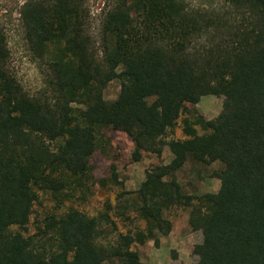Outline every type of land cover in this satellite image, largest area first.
Here are the masks:
<instances>
[{"label":"trees","instance_id":"16d2710c","mask_svg":"<svg viewBox=\"0 0 264 264\" xmlns=\"http://www.w3.org/2000/svg\"><path fill=\"white\" fill-rule=\"evenodd\" d=\"M219 1L233 13L191 11L186 0H104L96 45L88 0H26L20 22L43 77L34 94L13 74L0 28V264H142L131 247L158 244L171 230L164 213L177 206L202 234L192 264H264V0ZM113 81L118 95L106 100ZM207 95L224 99L218 122L195 108ZM182 115L184 138L165 141ZM103 128L129 136L133 162L165 146L172 154L116 197L134 195L126 202L144 227L104 244L107 203L99 216L47 215L25 235L34 188L56 196L92 178ZM187 161L220 162L218 190L183 193L175 173Z\"/></svg>","mask_w":264,"mask_h":264},{"label":"rangeland","instance_id":"374dc122","mask_svg":"<svg viewBox=\"0 0 264 264\" xmlns=\"http://www.w3.org/2000/svg\"><path fill=\"white\" fill-rule=\"evenodd\" d=\"M26 0H0V28L3 30L10 51V67L13 74L29 94L42 88L43 77L37 65L31 60L24 40L20 22V8ZM189 10L201 11L206 15H230L233 12L219 0H186ZM91 11V34L96 45L99 43V27L104 0H88ZM120 89L118 81L109 83L103 90L106 100L117 97ZM224 99L213 95L203 96L195 106L197 112L205 119L218 122L221 118ZM190 108V107H189ZM182 115L176 126L168 132L165 141L183 139ZM199 135L205 132L196 127ZM102 148L96 149L90 159L92 178L82 186L72 185L62 193L54 196L48 191L34 188L37 199L32 208L30 222L25 235L36 232V226L47 215L60 216L69 209H77L89 216H99L108 204L113 206L108 211L109 220L100 224L103 234L101 241L115 242L120 232L142 229L144 223L131 212L127 199L133 194L125 195L116 205V197L121 192H135L145 178V172L157 165L167 164L172 154L167 146L160 156L143 153L139 162L131 160L133 143L129 136L111 128L102 129ZM220 162L210 165L187 161L183 168L175 173L176 181L185 194L198 196L207 192H216L219 180L212 176L215 170L222 168ZM164 216L171 222V230L158 236V244L148 241L144 245L135 244L131 248L139 255L142 264H192L196 257L192 248L200 243V231H192L188 225V209L177 206L165 211ZM105 264H115L105 262Z\"/></svg>","mask_w":264,"mask_h":264}]
</instances>
